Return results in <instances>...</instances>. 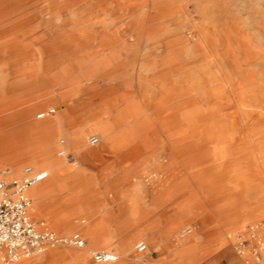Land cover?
<instances>
[{"label": "rangeland", "instance_id": "rangeland-1", "mask_svg": "<svg viewBox=\"0 0 264 264\" xmlns=\"http://www.w3.org/2000/svg\"><path fill=\"white\" fill-rule=\"evenodd\" d=\"M136 2L142 5L132 9L127 8L125 0H0V47H11L7 55H0V102L15 101L20 103L16 105L15 112L31 111L29 118L32 120L40 121L51 118L55 113L41 118H36V116L38 117L39 114L50 108H54L56 111L63 108L59 107L53 99L46 101V94L53 91L54 87H68L67 89L73 91L81 90L82 97L89 96L90 91L94 88L107 87L109 84L118 86L130 82L133 84V88L140 89L139 82H147V84L158 82L161 79L162 66H168V62L173 60L177 63H185L187 67L190 66L192 68L189 71L191 75L198 74L203 62L200 54L193 48H180L171 57H168L163 49L154 56H148L149 54L146 52L149 43L144 40L146 30L156 32L158 28H161V37L154 36V40L159 43L164 39L163 32L166 34L165 36L177 35L176 38H178V36H186L192 28H199L203 35L211 40L213 28H226L227 16L239 28H263L264 26V0H136ZM134 28L141 30L142 33L136 42H131L129 35ZM257 34L258 46L264 47V36L259 32ZM180 46H182L181 42L177 44V47ZM145 56H148L151 62H148L149 60H146ZM261 66V72L264 74V64ZM142 87L148 88L146 84ZM153 88V91L157 93L158 89ZM156 93H153L155 94L153 97H156ZM53 94L56 95V93ZM257 95L259 101L264 102V86ZM100 108V100H87L83 103L80 111L68 114L69 121L64 127V133L55 132V134L49 135L48 141H44L45 143L54 142L46 156L47 160L50 159L49 161L69 166L72 161H76L77 155L72 150H66L70 156L67 160H62L57 155V151L61 147L58 142L61 139L63 140L61 144L66 145L68 140L65 132L79 131L83 136L81 145L84 147L85 155L83 158H78L77 162L79 169L84 171L77 173V170H65L57 178L58 180L48 176L41 182L40 185L48 192L47 207L50 215H43L41 209L38 212L35 209L34 219H43L57 232L70 233L78 230L77 226L83 224L81 220H88L87 214L89 213L87 212L89 210L99 211L102 208H115L117 203L126 207L124 201H114L112 196L117 193L119 188H125L129 183H134L136 178L141 175L142 182H139L134 188L129 186L140 198L135 207L136 213L132 215L138 219V222L126 227L127 229L118 236V239L110 240L108 248H116L122 241L130 239L131 232L138 233L147 224L151 225L154 231H147L142 237L133 240L127 251L129 257L125 259L124 264H134L130 263L131 258H140L142 262L146 257L161 260V255H165L168 250L163 247L149 249L150 246L146 240L152 241L154 237H157L161 243V240L172 231L182 240L190 241L189 239L193 238V241L190 243V248L180 246L177 249L173 247L169 250L166 257L169 263L223 264V261L228 258L227 252L230 251L233 255L238 256L243 264H246L244 258L236 251L235 241L237 239L235 237L247 226L264 220V195H258V187L243 186V189L246 190L245 193L242 192L243 190H235L231 191L233 195L228 194L229 191L226 188H221L218 185L210 190L203 189L201 184L197 187L193 177L203 178L210 171L208 167L199 168L201 164L207 166L212 162L207 154L198 155L185 161L178 160L181 165V172L176 179L181 181L178 188L168 186L161 190V186L155 187L156 172L154 169H147V171L143 169L148 161L142 163L143 165L137 161H127L124 163L123 172H120L121 170L113 162V157L101 160L102 154L95 156L89 154L90 149L97 146L89 145L88 137L97 135L98 138L100 137V141L102 139L103 132L92 122L93 118L99 115ZM12 109L1 111L0 120L9 118L10 114L8 113ZM244 110L248 111L243 106L240 114L243 120L247 122L257 120L262 123L263 128L255 130L246 125L247 128H242L240 131L241 137L249 138L251 136L254 138L250 132L257 131V144L259 145L261 141L264 152V104H262V109L258 107L250 114ZM147 112L152 113L148 110ZM209 144H216V142L213 140ZM226 145L231 146L230 148H238V145L234 147L229 142ZM197 146L206 145L198 141ZM245 147L246 151H252L254 141L248 139ZM157 150L161 151L160 145L153 146L150 151L147 150L148 154H150L149 152L153 153L149 159L153 158L152 160H156V162L161 160V154L158 156L155 153ZM148 154L143 158L146 159ZM243 159L250 160L248 157ZM228 160L227 163H233ZM26 165L45 169L40 159H27L17 163L0 156V174L2 176L8 175L10 178L18 176L14 173L20 174ZM143 171L144 174H142ZM119 173H124L125 176L120 177ZM159 175L158 178H163L161 173ZM261 176L264 183V173ZM57 183L58 186H56ZM161 195L167 198L162 204ZM228 196H231L228 198L230 200L226 199ZM217 204L223 207L219 210L214 207ZM74 209L80 212L74 218L73 226H62L61 229L52 227V221L56 216ZM123 209L119 215L130 216L128 210ZM105 215L107 216L106 213ZM185 227H190L191 231L183 233L182 230ZM140 241L147 245L148 253H145L146 250L138 252L135 249V244ZM102 244L103 241L97 247L87 244L86 252L68 246H56L47 248V250L57 254L66 251L79 252L82 257L86 254L84 262H73L72 264H99L91 260L90 254L95 249L109 250ZM123 246L125 247L120 245L117 262L122 258L127 247V245ZM46 259L47 257L37 254L23 259L21 263L46 264Z\"/></svg>", "mask_w": 264, "mask_h": 264}, {"label": "bare ground", "instance_id": "bare-ground-1", "mask_svg": "<svg viewBox=\"0 0 264 264\" xmlns=\"http://www.w3.org/2000/svg\"><path fill=\"white\" fill-rule=\"evenodd\" d=\"M125 2H127V8L132 9L139 8L142 5L137 3L136 0H125ZM24 25L23 27H25ZM160 29L158 28L156 32L151 30H146L145 32L144 40L149 43V48L147 47L148 50L146 52L149 54L148 56H154L159 50L163 49V52L168 57H171L180 48H193L200 54L203 62V66L199 68L197 75H191L189 71L192 68L190 66L187 67L185 63L181 64L173 60L168 62V66H162L161 79L158 82L153 84L139 82L140 89L133 88V84L130 82L123 83V85L119 84L118 86L109 84L107 87L94 88L90 91L89 96L82 97L80 95L81 90L73 91L72 89H67L68 87H54V90L46 94V96L56 93L53 100L59 104L56 103L59 107H63L58 111V115L55 114L54 116L57 122L49 126L37 124V120L29 118L31 111L18 114L13 118L0 120V138H2L0 140V156L17 163L27 159H40L46 171L51 169L52 161H49L50 159L47 160L46 156L54 142L45 143L44 141L48 139L49 135L55 134V132H63L69 121L68 114L80 111L83 103L87 100L98 99L101 106L100 113L93 118L92 122L103 133L101 141L99 140L100 143L98 142L97 152L146 155L148 154L147 150L150 151L153 146L160 145L161 151L157 150L155 153L161 154V161L158 165H153V169L157 175L161 173L163 178L155 183V187L161 186V190L168 186L178 188L181 184L180 180H176L181 172V165L178 160L185 161L198 155L207 154L212 162L207 166L201 164L199 168L205 169V167H208L210 171L203 178L193 177L196 184H201L202 188L206 190L218 185L221 188H226V190H243L244 192L246 190L243 189V186L258 187V195L261 196L262 194L263 196L264 185L256 184L253 179L248 178L245 169L237 162L238 148H230L231 146H227L226 143L229 142L235 147L243 138L241 137L240 131L242 128L240 127L243 124L253 126L254 122H258L257 120L247 122L242 119L240 114L243 106L248 110H244V112H249L250 114L258 107L262 109V104H264L263 101H259L257 95L258 91L264 86V74L261 72V64H264V47L258 46L257 32L264 36V26L263 28H239L227 16L226 28H213L211 40L207 39L199 28H192L187 32L186 36H178V38H176L177 35L165 36L166 34L163 32L162 36L164 39L158 43L157 40H154V36L161 37ZM141 33V30L134 28L129 35L131 42H136L141 37ZM179 42H181L182 46L177 47ZM10 50L11 47L2 46L0 47V55H7ZM148 56H145L146 60H149ZM148 62H151V60ZM139 64L138 66H140ZM153 68L156 69V67ZM70 78L72 79V77ZM145 84L148 87L147 89L142 87ZM153 87L158 89L157 93L153 91ZM153 93L157 94L156 97H153L155 95ZM12 107V102H0V113ZM147 110L152 111V113L149 114ZM152 114L154 115L153 117ZM39 116L40 114L38 118H41ZM12 120L15 123H12ZM254 133L255 131L250 132L251 135H254ZM65 135L68 143L67 145L61 144L60 139L58 142L61 146L60 149H63L66 153L67 146L71 145L73 146V153H81L83 146L81 145L82 136L80 132L70 130L65 132ZM249 138L253 140V137L250 136ZM213 140L216 144L210 145L209 143ZM198 141L203 142V145L206 146H197ZM149 153L148 156L152 157L153 153ZM60 158L63 160L68 159L65 156ZM227 160L233 163H227ZM2 178L10 179L8 175L2 176L0 174V179ZM43 189L39 185L31 190L33 194L37 193V196L40 197ZM230 197L228 196L226 199L230 200L228 199ZM134 199L136 200V197ZM166 200V196L161 195V204ZM135 206H130L131 210ZM214 207L221 209L218 204L214 205ZM60 226L59 228L56 225L53 228L61 229L64 225ZM146 229L149 231L153 227L148 224ZM169 236L175 237V242L182 243L190 248L191 242L188 239L182 240L180 238L181 240H179L173 231L166 237ZM45 254L46 251L42 255L45 256ZM125 256L129 257L127 253ZM78 258L81 259L82 256L78 255ZM131 262L134 264H145L140 258H131ZM160 262L161 260L154 259L150 264H159Z\"/></svg>", "mask_w": 264, "mask_h": 264}, {"label": "crops", "instance_id": "crops-1", "mask_svg": "<svg viewBox=\"0 0 264 264\" xmlns=\"http://www.w3.org/2000/svg\"><path fill=\"white\" fill-rule=\"evenodd\" d=\"M51 96H53V97H51ZM46 97H47L46 101L51 100V99H55V95H52V94L47 95ZM17 104H20V103L15 102V101L12 102V106H13L12 108L13 109L11 108L12 110L8 113V114H10L9 118H13L16 115L23 113V112H20V113L15 112ZM50 110L48 109V111L44 112V117L49 115V113H48L49 111L51 113H55L58 115V111L54 110V108H51ZM55 114L52 115L51 118H46V119L40 120V121L38 120V121H36V123L41 124V125H46V126L55 124L57 122L56 118L54 117ZM9 118H7V119H9ZM36 118H38V117L36 116ZM4 120H6V119H4ZM12 123H15V121L12 120ZM13 125H15V124H13ZM246 125L247 124H243V126H241L240 128L245 129V128H247ZM248 127L254 128L255 130L263 128L261 122H254L253 126H248ZM256 134H257V131H255V133H254V138H253L254 148L252 151L251 150L246 151L247 149L245 147L247 140L249 139L251 141V139L246 138L245 136L243 138H241V142L238 143L239 153H238L237 162L245 169V171H246L245 173H247L248 178L253 179L256 184H264L262 182V176H261L262 173H264V163H263V160H264L263 159V156H264L263 153L264 152L262 149L261 141H260L259 145L257 144L258 138H257ZM82 140H83V136H82ZM99 140H100V137H99ZM99 143H100V141H99ZM98 144L95 146H98ZM67 147H68L67 150L73 151V146L69 145ZM82 148L84 150V147H82ZM96 151H98L97 147L94 149H90L89 154L92 156H95L97 154H102L103 157L100 158L101 160H104L106 158L108 159V157H113V160H114L113 162L121 170V171L119 170L120 172H123L122 168L124 166V163L127 161H130V160L131 161H137V162H139V164L140 163L144 164L146 161H148V163H146V165L143 167V169H145V171H147V169H149V170L153 169L154 168L153 165L156 166L161 161V160H158L156 162L155 160H152L153 158L149 159L150 157L148 155H147V158L144 159L143 154H125V153H113V152L101 153V152H96ZM93 152H94V154H93ZM75 154L77 155V159L83 158V156L85 155L84 151L81 153H75ZM157 155L159 156V154H157ZM246 157L250 158V160L247 161V160L243 159ZM77 159H76V161L72 162V164H70L69 166H65L59 162L52 161V165H51L52 168L47 169V177L52 176L53 178H56V180H58L57 178L65 170H77L76 171L77 173L83 172L84 170L79 169L80 167H79V164L77 162ZM142 174H144V171L142 172ZM14 175H17V174L14 173ZM119 176L123 177V176H125V174L119 173ZM159 176L157 175V179L154 181V184L160 180V178H158ZM142 181H143V179L141 178V175H140L139 177L136 178L134 183H131V184L129 183L125 188H119L117 193L112 196L114 201L115 200L116 201H124L126 203V207H122L119 203H117V205H116L117 207H115V208L114 207L113 208H102L99 211L89 210V212H87V213H89V214H87L88 220L85 221L84 219H82L81 223H83V224L78 225L77 227L79 229L75 230V231L80 232V234L82 235V237L84 238L85 243H86L85 247L82 249H78V251L86 252L88 249V245L97 247L101 244V241H103V244H102L103 247L108 248L110 240L118 239V236L122 235L123 232H125V230L127 229L126 227L134 225L138 222V219L132 215H134L136 213L135 212L136 211L135 205L138 203L140 198L138 197L137 193L135 194L133 192L134 190L131 189L130 187L134 188L138 185L139 182H142ZM40 184L41 183H39L37 186H39ZM195 185L197 187H199V184H196V182H195ZM37 186H35V187H37ZM56 186H58V183L56 184ZM35 187H33L31 189L33 190ZM43 188L44 187L41 186V189H43ZM31 189L28 191V194H29V196L31 195L30 197L32 199L31 214H32L33 220H35L34 214L36 212L40 211V209L42 210L43 215H46V216L50 215L49 208L47 207V201H48L47 190H45V188H44L42 193H41V196L39 197V196H37V193L33 194V191ZM228 191H229V192H227L228 194L232 193L230 190H228ZM231 195H233V194H231ZM135 197H136V200L134 199ZM132 205L135 206L132 208L133 210H131ZM221 207H223V206H221ZM123 208H126L128 210V213L130 216L127 217V216H120L119 215L120 212H122L124 210ZM35 209H36V212H35ZM79 212L80 211L74 209V210L68 211L67 213H64L62 215H58V216H56V218L53 219L52 224H53V226H56V225L73 226V220L76 217V215H78ZM105 213L107 214V216L105 215ZM36 220H43V219L38 218ZM106 221H108V222H106ZM46 224L48 225L47 222H46ZM147 225H145V227H143L138 233L131 232L132 236L130 237V239L124 240L121 243H119L120 245H122V247H125L123 245H127V247H126V249L122 255V258L119 259V262H117L118 261V258H117L116 261L109 262L108 264H113L115 262H117L115 264H124L125 259L127 258L125 256V254L127 253V250L129 249L130 244L133 242V240L135 238L142 237L144 235V233H146L148 231L146 229ZM152 231H154V229L149 230V232H152ZM58 233H61V232H58ZM176 237H178V236H176ZM174 238L175 237H171V236L165 237L163 240H161V242H163V243H160L158 241L157 237H154L152 239V241H148L146 239H143V240H146V242L150 246L149 249L163 247L169 251L173 247L177 249L180 246H184L182 243L175 242ZM179 240H181V239L179 238ZM189 240H190V242H192L193 238H190ZM119 244L114 249H110V248H108L109 250L95 249L92 251H111L117 255V253H120V245ZM149 249L147 248L145 253H148ZM45 251H46L45 257H47V259L45 260L47 262L46 264H72L73 262L82 263L85 261V258H86V254H85V256L82 257L81 259H79V258L77 259L78 255H81V253H79V252L66 251L64 253L57 254V253H53V252L52 253L48 252L49 250H45ZM45 251L40 253V254L42 255L43 253H45ZM168 251H167V253H168ZM167 253L165 255H161V264H172V262L169 263L166 260ZM142 254H144V253H142ZM76 255H77V257H75ZM227 255H228V258L223 261V264H243L241 259L238 256L233 255L230 251L227 252ZM117 257H118V255H117ZM151 261H153V259H150L148 257L146 259L144 258L143 262H145V264L146 263L150 264ZM21 262H23V259L21 261H19L17 264H21ZM130 263H132V262H130Z\"/></svg>", "mask_w": 264, "mask_h": 264}, {"label": "built area", "instance_id": "built-area-1", "mask_svg": "<svg viewBox=\"0 0 264 264\" xmlns=\"http://www.w3.org/2000/svg\"><path fill=\"white\" fill-rule=\"evenodd\" d=\"M43 115L44 113H41L39 117ZM98 142L97 135L88 137L89 145L95 146ZM60 143H63V140H60ZM57 155L67 158L70 156L63 149H59ZM46 178L45 169L26 165L18 176L0 179V264H15L51 247H85L86 243L80 232L58 233L45 221L33 220L32 199L28 191ZM190 231V227L182 230L183 233ZM235 238L236 251L244 258L246 264H264V220L247 226L238 232ZM135 249L144 252L146 244L140 241L135 245ZM90 258L95 263L114 262L117 255L111 251H92Z\"/></svg>", "mask_w": 264, "mask_h": 264}]
</instances>
